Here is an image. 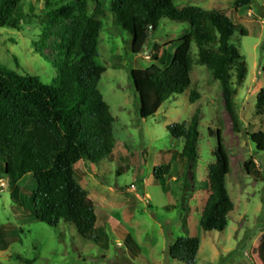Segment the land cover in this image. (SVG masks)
Listing matches in <instances>:
<instances>
[{
  "label": "rangeland",
  "instance_id": "rangeland-1",
  "mask_svg": "<svg viewBox=\"0 0 264 264\" xmlns=\"http://www.w3.org/2000/svg\"><path fill=\"white\" fill-rule=\"evenodd\" d=\"M98 1L94 15L101 28L94 63L106 70L98 90L115 120L116 144L113 157L98 164L81 161L75 165V178L95 208L98 240L82 239L72 225L60 223L53 229L36 221L30 214V196L35 190L32 176L19 181L17 202L13 201V186L1 172L4 161L0 158V236L7 245L0 250V263L184 264L171 260L168 248L180 237H196L200 247L195 264H264V111L256 109L257 96L264 89V0H252L250 6L236 12V0L174 2L178 10L198 7L223 12L246 33L240 36L237 30L230 39L240 56L238 63H244L246 69L241 81L236 75L238 64L230 69L235 93L231 112L239 120V133L233 131L219 82L198 64L195 44L190 50V88L168 99L154 116L140 119L131 72L153 64L169 65L175 42L189 32V26L160 21L143 51L134 55L130 33L110 13L112 0ZM23 4L25 11L20 10L26 18L20 27L0 28V64L59 89L55 47L69 33L71 23L45 22L43 4L37 0H23ZM34 4L36 9L30 11ZM35 45L45 57L35 51ZM193 90L198 99L191 103ZM198 113L196 157L180 159L184 141L174 139L167 128L187 123ZM216 131L230 163L226 190L234 205L221 233L204 232L199 225L207 169L214 164ZM248 160L255 163L258 177L244 171ZM162 165L169 166L170 172L155 183L153 170ZM124 234L131 236L132 244H123Z\"/></svg>",
  "mask_w": 264,
  "mask_h": 264
},
{
  "label": "trees",
  "instance_id": "trees-1",
  "mask_svg": "<svg viewBox=\"0 0 264 264\" xmlns=\"http://www.w3.org/2000/svg\"><path fill=\"white\" fill-rule=\"evenodd\" d=\"M91 1L93 4H91ZM23 0H0V28L17 30L25 11ZM42 3L41 14L47 23L70 22L71 28L55 47L59 64V89L45 85L39 78L19 75L0 64V158L1 169L17 202L18 183L27 175L35 182L30 196L31 216L49 228L60 223L74 226L84 240L97 242L95 235L97 215L88 193L75 178V165L81 161L98 164L113 157L116 141L115 123L109 106L99 93L98 85L105 68L97 67V39L101 23L95 18L98 0H37ZM175 0H112L110 13L115 23L131 35V52L138 55L155 31L159 22L167 19L187 24L189 32L175 42L171 63L164 68L156 64L146 69L133 70L131 82L139 104L140 119H148L168 99L182 95L191 85L193 66L191 45L198 50V64L206 67L212 78L219 82L222 98L231 116L233 131L240 132L239 120L231 112L234 90L230 69L238 64L236 75L244 79L245 65L238 63L240 56L230 44L238 27L223 12L207 11L198 7L178 10ZM252 0H236L234 11L250 6ZM34 4L30 11L36 9ZM32 7V6H30ZM245 36L244 30H238ZM46 36L44 33L43 36ZM45 36L43 38H45ZM35 51L45 57L39 45ZM264 51V42L262 44ZM158 50V48H155ZM163 59V56L161 57ZM155 60H158L154 56ZM160 59V60H162ZM196 91L190 92L189 101L197 100ZM256 109L264 111V89L260 90ZM199 113L190 121L167 128L170 135L184 141L178 153L180 159L196 157ZM216 147L212 152L214 164L207 169L204 198L200 212V228L204 232H223L234 205L226 190L230 163L222 145L220 132L214 133ZM262 144L259 149L262 150ZM244 171L258 177L255 163L248 160ZM170 172L169 166L154 168V182H161ZM123 244H132L129 234L121 235ZM0 236V250L4 244ZM200 247L198 238H178L168 248L171 260L195 264ZM1 264V263H0Z\"/></svg>",
  "mask_w": 264,
  "mask_h": 264
}]
</instances>
